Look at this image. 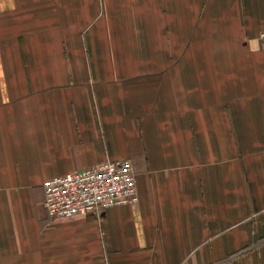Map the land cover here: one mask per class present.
<instances>
[{
    "label": "crops",
    "instance_id": "0c3cea01",
    "mask_svg": "<svg viewBox=\"0 0 264 264\" xmlns=\"http://www.w3.org/2000/svg\"><path fill=\"white\" fill-rule=\"evenodd\" d=\"M264 0H0V264H264ZM130 158L139 200L50 217L45 179Z\"/></svg>",
    "mask_w": 264,
    "mask_h": 264
},
{
    "label": "built area",
    "instance_id": "2783aa9c",
    "mask_svg": "<svg viewBox=\"0 0 264 264\" xmlns=\"http://www.w3.org/2000/svg\"><path fill=\"white\" fill-rule=\"evenodd\" d=\"M258 39L264 48V28ZM43 205L50 217L101 214L115 205L136 204L139 194L136 174L130 158L107 160L42 183Z\"/></svg>",
    "mask_w": 264,
    "mask_h": 264
}]
</instances>
